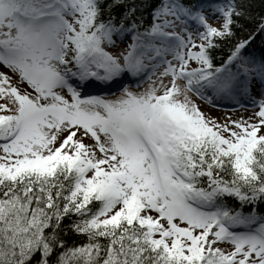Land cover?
<instances>
[{"label":"snow or ice","instance_id":"snow-or-ice-1","mask_svg":"<svg viewBox=\"0 0 264 264\" xmlns=\"http://www.w3.org/2000/svg\"><path fill=\"white\" fill-rule=\"evenodd\" d=\"M254 7L0 0V264H264Z\"/></svg>","mask_w":264,"mask_h":264},{"label":"trees","instance_id":"trees-1","mask_svg":"<svg viewBox=\"0 0 264 264\" xmlns=\"http://www.w3.org/2000/svg\"><path fill=\"white\" fill-rule=\"evenodd\" d=\"M253 4L255 5L253 9L255 12H264V0H253ZM246 27L252 28L254 24L246 23ZM261 39V36H257L255 43L248 50L256 56H260L264 53V44H262Z\"/></svg>","mask_w":264,"mask_h":264},{"label":"rangeland","instance_id":"rangeland-1","mask_svg":"<svg viewBox=\"0 0 264 264\" xmlns=\"http://www.w3.org/2000/svg\"><path fill=\"white\" fill-rule=\"evenodd\" d=\"M209 23H213V24H216L217 21L214 20V19H210L209 20ZM118 43V42H117ZM119 44V43H118ZM116 91V90H115ZM95 94V93H93ZM246 104V103H245ZM224 108H226L225 106L221 107V108H207V106H205V110L206 111H209L212 115H216V116H219V115H222L223 114V111H224ZM229 109V108H228ZM230 111L232 109H229ZM253 109L250 108V107H244V108H241L239 107L238 109H234V115L236 117H240V116H243V117H247L248 115H250L252 113Z\"/></svg>","mask_w":264,"mask_h":264}]
</instances>
